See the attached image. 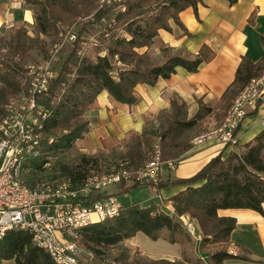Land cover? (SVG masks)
<instances>
[{
    "label": "trees",
    "instance_id": "obj_1",
    "mask_svg": "<svg viewBox=\"0 0 264 264\" xmlns=\"http://www.w3.org/2000/svg\"><path fill=\"white\" fill-rule=\"evenodd\" d=\"M97 1L26 0V3L34 8L35 31L51 35L58 32L60 21L91 14L97 9ZM201 1L114 0L98 8L94 13L95 19L104 18L106 25L103 26L102 40L95 58L77 51L84 40L81 31H78L67 57L73 67L64 91L55 93V87L62 79L58 76L55 85L51 84L47 91L38 95L37 101L48 111V116L44 120L43 136L38 145L40 153L32 156L29 164L41 168L52 156L70 148L74 140L83 137L89 123L83 116L101 91L107 90L119 102L134 104L140 100L136 92L138 84H155L159 78L171 76L177 66L196 72L203 62L212 60L216 51L208 43H203L197 52L186 50L175 53L171 46L159 41V30L173 31V24L180 26L183 33L191 35L179 14L189 6L197 12ZM106 33L108 37H104ZM35 38L29 34L26 25L14 29L9 38L0 36V42L4 45L0 92L3 91L4 96L19 91L21 81L18 75ZM155 42L159 43L160 61L148 50ZM263 72L264 56L258 61L242 57L235 80L221 98L226 105L220 119L224 118L231 100L250 78ZM187 108V103L175 95L170 108L161 111L162 119L158 125L150 123L142 132L131 131L124 154L126 167L139 168L145 164L147 147L153 155L155 142L159 144L161 160L172 158L178 163L193 146L192 139L203 133V121L215 109L202 99H199V107L194 114L189 115ZM5 113L6 105L0 101V120ZM229 145L231 147L227 152L221 151L212 156L190 176H161L150 183L158 191L174 184L184 185L176 193L163 198L171 203L169 207H163L161 198H152L145 205L137 200L123 204L117 215L82 227L79 231L80 242L96 254H102L105 248L119 244L139 231L152 239L163 237L170 242L182 241L180 236H187L188 233L180 216L188 213L195 219L201 232L198 248L206 257L202 256L204 264H231L228 260L233 258L251 260L246 253L234 254L229 251L237 219L233 215L221 214L219 210L242 207L264 214V127L250 140ZM100 166L97 156L84 154L78 162L64 166L62 174L80 183ZM133 182L131 187L141 185L135 179ZM242 250L248 251L245 247ZM8 259H13L16 264H59L51 252L37 244L32 233L22 227L8 229L0 237V264ZM178 262L176 259L161 258L151 264Z\"/></svg>",
    "mask_w": 264,
    "mask_h": 264
},
{
    "label": "crops",
    "instance_id": "obj_2",
    "mask_svg": "<svg viewBox=\"0 0 264 264\" xmlns=\"http://www.w3.org/2000/svg\"><path fill=\"white\" fill-rule=\"evenodd\" d=\"M179 15L192 34L183 33L180 26L173 24V31L164 28L159 30V41L171 46L175 53L186 50L197 52L203 43H208L216 51L215 57L203 62L196 72L177 66L171 76L161 77L155 84H138L136 92L140 100L134 104L119 102L112 99L107 90L101 91L95 100L96 107L85 112L93 127L89 131L92 137L94 133L102 131L120 138L130 131L142 132L150 123L158 125L162 119L158 113L170 108L171 99L175 95L187 103L189 115L198 109L199 99L219 108L217 103L221 102L223 93L235 80L242 57L258 61L264 56V0H202L197 12L189 6ZM34 22V8L26 0H0V33ZM150 49L156 60L160 61L162 56L159 43H152ZM263 118L264 98L243 120L237 132V141H248L261 131L264 127ZM220 120L214 112L209 114L203 121V132L216 127ZM230 147L213 138L198 145L193 144L181 156L174 169L165 167L162 174L164 177L190 176L212 156L221 151L227 152ZM127 184L116 182L103 188L102 193H116L117 196L119 193L126 194L130 188L124 192L123 187ZM139 187H143L149 200L160 195L169 197L184 188V185L174 184L159 191L148 184L142 183ZM219 212L233 215L237 219L232 232L233 243L245 247L252 256L264 261V214L242 207L224 208ZM237 232L241 237H236Z\"/></svg>",
    "mask_w": 264,
    "mask_h": 264
},
{
    "label": "built area",
    "instance_id": "obj_3",
    "mask_svg": "<svg viewBox=\"0 0 264 264\" xmlns=\"http://www.w3.org/2000/svg\"><path fill=\"white\" fill-rule=\"evenodd\" d=\"M74 37L76 34L72 32L71 38ZM55 52L38 66V75L28 92L21 96L24 105L10 106L7 115L0 120V237L8 229L26 228L32 233L33 240L51 252L59 264H81L80 229L93 221L117 215L123 207L114 194L93 199L90 197L92 192L132 177L149 184L165 167L174 168L175 160H161L158 148L153 161L135 171L116 166L102 173H91L80 183L62 177L41 181L35 187L27 184L23 175L25 164L40 153L38 145L48 116V111L37 101L38 95L49 89L53 77L50 64ZM263 98L264 72L250 78L233 98L222 121L195 136L193 142L199 144L213 138L225 145L235 143L243 120ZM262 123L264 126V118ZM180 217L189 233L196 235L195 219L188 213Z\"/></svg>",
    "mask_w": 264,
    "mask_h": 264
},
{
    "label": "rangeland",
    "instance_id": "obj_4",
    "mask_svg": "<svg viewBox=\"0 0 264 264\" xmlns=\"http://www.w3.org/2000/svg\"><path fill=\"white\" fill-rule=\"evenodd\" d=\"M97 2H98L97 9L111 3L110 1L107 2L106 0H98ZM97 9H95L91 14L88 15L79 16L78 18L73 17L70 19H65L60 21L59 22L60 28L58 32H55L51 35L37 33L34 29V24L24 23L20 25V26L26 25L29 34L32 37H36V38L35 40L31 41V45H30L31 47L28 49L27 60L24 63L22 72L20 71L18 75V78L21 81L19 91H16L15 93H9L6 96L3 95V91L0 92V101L4 102V104L6 105L5 115H7V113L9 112L8 108L10 106L20 107V105H24V100H22L21 98L22 94L28 92V89L30 88L32 81L38 75L37 73L39 71L38 66L43 64L45 60H47V58H50L55 52V50L57 51L55 52L53 60L51 61L50 64V70L53 73V77L50 79V85L51 84L55 85L58 76H61L62 79L55 87V93L57 94L59 92L64 91V88L67 86V79L69 80L72 75L70 70L73 67V64L71 63V61L70 62L68 61L67 57L70 53V50L73 47V42L77 39L78 31H81V37L84 40L81 41V46L77 49V51L86 56L95 58L98 47L102 40L101 35L102 32L104 31L103 26L106 25L105 24L106 20L104 18H101L100 20L95 19L94 13L96 12ZM18 27L5 31L3 32V34L0 33V36L1 37L7 36V38H9L10 33L13 32L14 29H17ZM72 32L76 34V38L75 37L71 38ZM108 35L109 34L106 33L104 34V37H108ZM2 46L4 45L1 41L0 69H1V58H2L1 53L4 51ZM148 50L151 52L150 47L148 48ZM39 105L43 107L41 103H39ZM217 105L219 108H215L213 112L217 115V117L218 116L220 117L222 113L225 111L226 103H224L223 101L217 103ZM92 107H96L95 102L91 104L88 109ZM160 114L161 112L158 113L159 117L161 116ZM156 116L157 115H155V117ZM87 117L88 116L84 114L83 118L86 119ZM92 128L93 127L89 122L87 130L84 132L83 137L74 140V143L70 148L60 152L57 155L52 156L49 162H47V164H45L41 168L37 169L31 166L29 164L31 158H29L25 164L24 174H23L26 183L29 184L30 186L35 187L41 181L55 180L65 177L62 174L63 173L62 168L64 166L78 162L81 156L84 154L97 156L100 159V163H101L100 169H95L97 171L94 170L92 173H96V172L102 173L103 171L112 169L113 167L116 166L129 168L130 170H134V171L137 169L134 166L126 167L127 162L124 161L125 159L124 154L126 153L127 150V140L130 137L131 131L127 133L125 136L120 138H118L117 136L114 137L113 134H107V132H102V131L94 133V137H92L89 134V131ZM102 134H105V136H102ZM42 136H43V132H42ZM192 143L195 144L193 142V139H192ZM158 148L160 149L159 144L155 142L154 152L152 155L150 148L147 147L146 162L153 161L156 155V149ZM176 165L177 163L175 160V167ZM174 168H170L168 166L167 169H174ZM161 176L164 177L162 172L157 176V179L155 181H157ZM134 179L135 178L132 177L130 179H124L123 181H121L122 185L128 183L127 186L123 187L124 192L128 191L129 187L130 190L126 194L119 193L118 196L120 200L123 201L122 203L127 204L137 200L145 205V203H147L150 200L147 199L148 194L144 192L143 187L138 186L131 188V184L134 183L133 182ZM148 185L153 186L150 183ZM107 186L109 187V185ZM156 191L158 190L156 189ZM111 194L115 195L116 193H111ZM105 196H107V194L102 193V188L99 190H94L90 195V197L93 199H97ZM156 198L157 199L161 198L160 201H162V199L166 197L160 195V196H156ZM163 201H164L163 207L166 208V206L167 207L170 206L171 204L170 202L166 201L165 199H163ZM180 219L182 221L181 217ZM184 229L186 234L188 233V235L187 236L181 235L180 239H182V241L180 240L177 242H170L169 240L163 237H160L156 240V239H152L144 232H140L137 235L134 234V236L125 239L119 244L105 248V250L103 249L104 252L102 254H96L93 250H91L86 245L80 242L82 249L80 250V254H79V262L81 264H151L154 261L158 259L161 260V258H163L169 260H173V259L179 260L180 262V263L178 262L179 264H186L187 262L185 261H188L190 264L192 263L204 264L203 259L205 255L198 248V241L201 238L200 230L198 229V233L196 235H193L189 233L185 225H184ZM235 235L236 237L240 236L239 232H237V234ZM229 251L233 252L234 254L246 253L249 257L252 258L251 260L233 258L231 260H228V262L231 264H264L263 259L252 256L249 253V251L244 252L242 250V247H240L235 243L229 245ZM2 264H16V263L13 259H8V260H3Z\"/></svg>",
    "mask_w": 264,
    "mask_h": 264
},
{
    "label": "bare ground",
    "instance_id": "obj_5",
    "mask_svg": "<svg viewBox=\"0 0 264 264\" xmlns=\"http://www.w3.org/2000/svg\"><path fill=\"white\" fill-rule=\"evenodd\" d=\"M236 96V95H235ZM138 243V242H137Z\"/></svg>",
    "mask_w": 264,
    "mask_h": 264
}]
</instances>
